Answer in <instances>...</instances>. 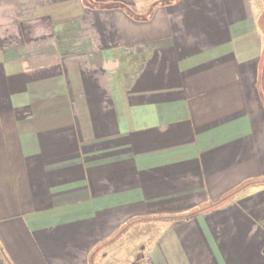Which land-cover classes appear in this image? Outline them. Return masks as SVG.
I'll list each match as a JSON object with an SVG mask.
<instances>
[{
	"label": "crops",
	"instance_id": "crops-1",
	"mask_svg": "<svg viewBox=\"0 0 264 264\" xmlns=\"http://www.w3.org/2000/svg\"><path fill=\"white\" fill-rule=\"evenodd\" d=\"M263 16L0 0V264H264Z\"/></svg>",
	"mask_w": 264,
	"mask_h": 264
},
{
	"label": "trees",
	"instance_id": "trees-1",
	"mask_svg": "<svg viewBox=\"0 0 264 264\" xmlns=\"http://www.w3.org/2000/svg\"><path fill=\"white\" fill-rule=\"evenodd\" d=\"M86 1V0H85ZM122 6L124 9H126V11L132 15V16H135L137 18L140 17V15L136 14L135 11H133L132 9L124 6V5H120ZM264 17V16H263ZM264 19V18H263ZM261 31L264 35V26L263 24L261 25ZM256 183H264V179H260V180H250V181H247L245 183H243L241 186L237 187L235 190L231 191L230 193L226 194L225 196H223L219 201H217L216 203H212V204H209L205 207H202L200 209H196L194 211H191V212H188V213H185V214H181V215H173V216H169L167 218H179V217H183V218H188V217H191L192 215L196 214L197 212H201L202 210L204 209H207V208H213L215 206H218L219 204H222L224 203L225 201L229 200L232 196H234L236 193L240 192L241 190H243L245 187L249 186V185H252V184H256ZM125 228V227H124ZM124 228H121V230L115 234L114 237L118 236L123 230ZM113 237V238H114ZM111 238V239H113Z\"/></svg>",
	"mask_w": 264,
	"mask_h": 264
}]
</instances>
